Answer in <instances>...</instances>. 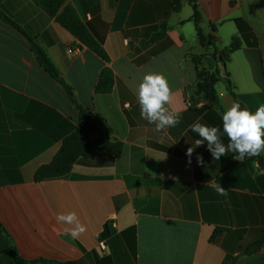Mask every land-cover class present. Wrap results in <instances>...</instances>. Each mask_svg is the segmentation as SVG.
I'll list each match as a JSON object with an SVG mask.
<instances>
[{"label":"crops","instance_id":"0c3cea01","mask_svg":"<svg viewBox=\"0 0 264 264\" xmlns=\"http://www.w3.org/2000/svg\"><path fill=\"white\" fill-rule=\"evenodd\" d=\"M195 1L203 34L214 38L207 46L190 0H67L104 60L36 0H0V264H264V246L244 254L264 236V152L213 160L191 131L197 122L217 127L226 146L222 114L264 104V0ZM30 39L72 94L39 64ZM233 42L224 68L220 52ZM107 69L112 90L98 93ZM198 69L230 73L233 91L221 80L212 109L193 101ZM147 74L167 80L175 127L157 131L141 118L136 91ZM79 107L99 128L93 138L122 143L121 155L35 181L85 121ZM72 212L85 229L75 239L74 225L56 220Z\"/></svg>","mask_w":264,"mask_h":264},{"label":"trees","instance_id":"16d2710c","mask_svg":"<svg viewBox=\"0 0 264 264\" xmlns=\"http://www.w3.org/2000/svg\"><path fill=\"white\" fill-rule=\"evenodd\" d=\"M37 3L46 10L56 21L71 32L83 45L97 53L104 60H108V56L103 49L102 43L97 41L91 34L88 27L81 21L76 10L67 4V0H36ZM193 6V19L195 21L196 30L200 36L201 44L207 46L212 44L214 38L212 36H205L200 26V12L195 0H190ZM12 25H15L7 18ZM239 27L243 29L242 21L237 20ZM214 29V28H213ZM163 34L157 37H162ZM33 51L39 64L56 80H59L61 75L47 53L39 47L32 39H30ZM236 48L235 42L231 47L225 51L220 52V58L226 68L227 63L230 60L231 52ZM217 52V51H216ZM202 61L197 58V65L200 66ZM225 74L221 75L219 69L214 74H209L205 70L198 69L197 72V86L196 97L193 101L205 102L204 109H212L218 103V96L216 91V85L221 81H225L229 90L233 91V84L231 83L230 73L226 70ZM114 84V75L110 70H104L99 78V82L96 88L98 93H109L112 90ZM75 103V100H73ZM82 118L85 119L87 113H85L80 107ZM99 132V128L92 119H85L82 126L68 136L59 152L55 155L51 163L45 164L38 168L35 173V181L42 182L47 180H54L65 178L76 164L86 163L88 160L99 159L103 157H119L123 151L122 143L113 141L110 138H93L94 134ZM222 230H216L211 238V242H214L220 235ZM264 246V236L261 240L254 243L244 254H252L257 252ZM236 259L227 262L226 264H233ZM18 264H35L37 262H24L17 259ZM45 264H53L49 261L41 260ZM76 264V263H65Z\"/></svg>","mask_w":264,"mask_h":264},{"label":"clouds","instance_id":"9594fccd","mask_svg":"<svg viewBox=\"0 0 264 264\" xmlns=\"http://www.w3.org/2000/svg\"><path fill=\"white\" fill-rule=\"evenodd\" d=\"M136 95L141 118L149 124H154L157 131L175 127L180 122L179 118L166 107L171 92L167 80L162 75H145ZM221 119L223 134H226L229 140L226 146L219 139L217 127H208L199 122L191 125V131L200 138L196 140V144L201 146L206 143L213 160H220L227 152H231L234 160L243 162L246 157L251 158L264 152V104H261L255 113L247 108L241 109L238 104L233 105L222 114ZM192 154L193 150L189 148L186 153L189 164ZM197 163L202 164L203 158L198 156ZM56 220L69 226L74 225L70 229L73 239L85 230L74 212L67 215L58 214Z\"/></svg>","mask_w":264,"mask_h":264},{"label":"water","instance_id":"95a60500","mask_svg":"<svg viewBox=\"0 0 264 264\" xmlns=\"http://www.w3.org/2000/svg\"><path fill=\"white\" fill-rule=\"evenodd\" d=\"M59 83L63 86V88L65 89V91H67L69 94H72V90L69 87V85L66 83L64 78H60L59 79ZM59 264V263H56Z\"/></svg>","mask_w":264,"mask_h":264},{"label":"built area","instance_id":"2783aa9c","mask_svg":"<svg viewBox=\"0 0 264 264\" xmlns=\"http://www.w3.org/2000/svg\"><path fill=\"white\" fill-rule=\"evenodd\" d=\"M78 52H79V49H75V50L74 49H70L69 50V53H76L77 54Z\"/></svg>","mask_w":264,"mask_h":264},{"label":"rangeland","instance_id":"374dc122","mask_svg":"<svg viewBox=\"0 0 264 264\" xmlns=\"http://www.w3.org/2000/svg\"><path fill=\"white\" fill-rule=\"evenodd\" d=\"M209 74H210V72H209Z\"/></svg>","mask_w":264,"mask_h":264}]
</instances>
